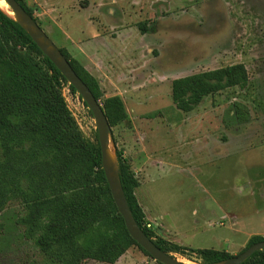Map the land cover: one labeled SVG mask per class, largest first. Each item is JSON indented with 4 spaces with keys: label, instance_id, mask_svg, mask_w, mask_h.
<instances>
[{
    "label": "rangeland",
    "instance_id": "rangeland-1",
    "mask_svg": "<svg viewBox=\"0 0 264 264\" xmlns=\"http://www.w3.org/2000/svg\"><path fill=\"white\" fill-rule=\"evenodd\" d=\"M38 1L57 6L58 25L72 44L38 21L59 50L69 47L75 60L79 51L98 50L92 66L104 61L115 76L99 81L103 98L119 95L127 113L111 127V151L116 147L128 160L139 182L134 194L156 236L231 256L251 236L264 238V0H79L78 10L68 6L73 0ZM139 24L148 34H140ZM147 46L140 63L134 55ZM237 63L248 73L244 89L207 95L188 113L172 104V79ZM62 93L82 135L94 141L88 107L68 86ZM233 102L248 108V123L234 124ZM8 209L19 211L15 203ZM16 234L11 226L0 230V264L35 258ZM170 253L202 264L195 253ZM114 264L159 263L132 246Z\"/></svg>",
    "mask_w": 264,
    "mask_h": 264
},
{
    "label": "trees",
    "instance_id": "trees-1",
    "mask_svg": "<svg viewBox=\"0 0 264 264\" xmlns=\"http://www.w3.org/2000/svg\"><path fill=\"white\" fill-rule=\"evenodd\" d=\"M16 1L40 26L34 9L24 0ZM138 30L148 32L141 24ZM60 51L100 102L110 127L124 121L127 113L122 98H103L99 81L67 50ZM248 81L242 63L192 73L171 80V101L188 113L205 96L235 86L244 89ZM64 86L75 92L19 23L0 8V230L14 227L17 238L30 244L36 256L26 264H82L86 260L114 264L132 246L149 256L129 236L101 168L97 135L94 141L82 135L63 96ZM231 106L234 124L250 121L244 104ZM115 154L132 217L158 248L166 253H195L202 264L220 263L231 256L156 236L134 194L139 182L116 147ZM13 203L19 211L8 209ZM261 240L253 235L245 248ZM241 264H264V250Z\"/></svg>",
    "mask_w": 264,
    "mask_h": 264
},
{
    "label": "water",
    "instance_id": "water-1",
    "mask_svg": "<svg viewBox=\"0 0 264 264\" xmlns=\"http://www.w3.org/2000/svg\"><path fill=\"white\" fill-rule=\"evenodd\" d=\"M9 10L13 13L12 17L27 32L32 41L45 57L55 66L60 74L65 78L69 85L82 98L94 118L97 141L100 148L101 168L108 185L113 203L118 213L121 215L125 228L131 237L154 261L159 264H184L181 260L174 257L171 253H166L158 248L150 240L141 228L136 224L124 196L117 170V160L115 147H113V159L108 154L107 148L110 145L111 127L104 114L100 102L94 97L90 89L76 74L68 60L62 55L61 51L54 45L44 30L34 21V19L20 6L16 0H3ZM264 250V240L255 242L236 255L230 256L224 261L216 264H241L251 254L256 251Z\"/></svg>",
    "mask_w": 264,
    "mask_h": 264
},
{
    "label": "crops",
    "instance_id": "crops-1",
    "mask_svg": "<svg viewBox=\"0 0 264 264\" xmlns=\"http://www.w3.org/2000/svg\"><path fill=\"white\" fill-rule=\"evenodd\" d=\"M33 4H35L36 9H34V12L36 13V17H38V19L41 22L45 23V27L47 28V30L45 29V31L48 33L53 32L55 27L60 29L61 35L64 37L63 39L65 41H68L69 44H72V41L70 40L68 34L66 33V31H63V29L60 28V26L58 25V20H60V13L57 12V6L55 4H45V3H41L38 0H31ZM68 6L70 7V9L72 10H78L79 8H84L80 5L79 0H73L72 2H70L68 4ZM114 25H112L113 27ZM138 27V26H137ZM122 30V29H121ZM140 32V31H139ZM141 35H146L147 33H140ZM120 35V31H118V33L116 34V37H118ZM66 49L71 53V50L69 49V47H66ZM82 52V53H81ZM79 51L78 52V57H75L76 60L81 63V65H83V67L85 69H87L88 71H90V73L98 80L101 81L103 83H106L107 81H113V79L115 78V76H113V74H111V69L106 65H104V61L101 62L100 65V69L99 68H94L92 66V63L90 61L91 57L94 55L95 57H98L99 55H101L102 53H99V51ZM135 52V50H134ZM137 52V51H136ZM148 46L145 49V52L141 51L139 53H136V55H134L135 57H137V55L140 56L141 58V62L142 63V59L143 56L146 57L148 54ZM107 54V53H104ZM119 58L120 56H116V58ZM138 58V57H137ZM93 59V57H92ZM93 62V61H92ZM108 64V63H107ZM92 71H91V70ZM132 85H134L133 83H131ZM139 84H135L134 86H137Z\"/></svg>",
    "mask_w": 264,
    "mask_h": 264
},
{
    "label": "bare ground",
    "instance_id": "bare-ground-1",
    "mask_svg": "<svg viewBox=\"0 0 264 264\" xmlns=\"http://www.w3.org/2000/svg\"><path fill=\"white\" fill-rule=\"evenodd\" d=\"M0 8H2L6 13H8L10 16H13V15H11V14H13L10 10H9V8L7 7V5L4 3V1L2 0H0ZM107 151H108V154L110 155V157H111V159H113V153H112V151H111V147H110V145L108 146V148H107ZM179 260H181L184 264H190L188 261H186V260H184V259H179Z\"/></svg>",
    "mask_w": 264,
    "mask_h": 264
},
{
    "label": "flooded vegetation",
    "instance_id": "flooded-vegetation-1",
    "mask_svg": "<svg viewBox=\"0 0 264 264\" xmlns=\"http://www.w3.org/2000/svg\"><path fill=\"white\" fill-rule=\"evenodd\" d=\"M183 77V76H182ZM178 78V77H177ZM173 104V103H172Z\"/></svg>",
    "mask_w": 264,
    "mask_h": 264
},
{
    "label": "built area",
    "instance_id": "built-area-1",
    "mask_svg": "<svg viewBox=\"0 0 264 264\" xmlns=\"http://www.w3.org/2000/svg\"><path fill=\"white\" fill-rule=\"evenodd\" d=\"M149 226V225H148Z\"/></svg>",
    "mask_w": 264,
    "mask_h": 264
}]
</instances>
